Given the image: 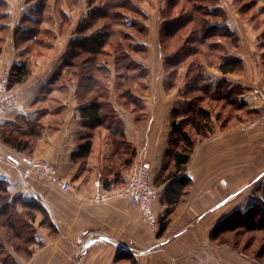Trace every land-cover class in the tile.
<instances>
[{
	"label": "crops",
	"instance_id": "obj_1",
	"mask_svg": "<svg viewBox=\"0 0 264 264\" xmlns=\"http://www.w3.org/2000/svg\"><path fill=\"white\" fill-rule=\"evenodd\" d=\"M40 1L4 0L2 11L0 8L5 18L0 23V74L7 69L15 72V67L22 63L28 69L25 81L16 82V72L12 77L16 107L0 114V179L7 182L13 197L36 203L33 231L40 243L33 245L30 258L22 257L5 244L4 251L9 255L6 259L13 264H124L132 259L140 264L235 262L236 253L213 245L210 237L225 217L248 211L263 197L264 126L223 128L224 124L212 115V131L205 136L195 135L198 141L187 165V184L179 203L169 205L164 192L174 179L163 182V178L173 166L169 151L173 148L174 112L182 110V105L188 109L190 104V97L184 94L190 69L183 62L170 65L167 58L175 53L207 51L241 59L243 68L237 72L223 73L218 63L212 66L203 61L199 70L211 85L212 94L218 88L230 91L236 110L243 111L249 119L258 116V91L264 89V31L258 32L253 20L245 17L251 1L214 0L210 19L206 17L208 25L226 27L229 34L210 35L189 52L191 46L184 45L188 39L176 49L169 50L172 43L168 41L166 48L161 47L162 28L178 18L161 13L167 9L166 0L162 11H156L161 16H156L155 24L141 21L147 28L146 34L138 27L135 30L131 20L132 30L138 32L132 34L135 45L126 53L133 66L125 65L121 72L114 73L115 61L111 67L107 64L110 74L103 79L99 90L103 93L96 101L101 106L100 124L82 115V106L92 99L86 100L79 94V79L72 63L82 51L70 47L71 40L77 37L78 25L94 6L82 5L83 0L77 6L47 0L38 14ZM136 20L140 21H133ZM140 34L145 41H140ZM188 37L189 34L185 36ZM137 45L145 49L137 50ZM141 53L147 57L143 59L138 55ZM158 53L162 54L160 62ZM164 53L170 54L165 57ZM203 84L198 83L197 91ZM226 97L227 100L212 96L207 99L227 103ZM200 104L212 113L206 102ZM187 109L179 111L176 122L186 121ZM33 128L40 131L36 137L30 136ZM186 131L194 134L187 128ZM10 134V141L30 137L33 144L28 150L18 151L4 140ZM87 141L91 143L90 151L81 158L80 146ZM21 154L52 162L59 177L71 182L70 191L64 192L35 175L26 177V165L17 166L7 157ZM137 159L152 164L154 183L162 187V195L154 204L158 215L170 211L168 228L160 237L149 229L140 211L132 208L127 199L90 201L98 191L119 190ZM17 207L23 209L21 204ZM209 246L223 251L225 259L213 254L207 257Z\"/></svg>",
	"mask_w": 264,
	"mask_h": 264
},
{
	"label": "trees",
	"instance_id": "obj_2",
	"mask_svg": "<svg viewBox=\"0 0 264 264\" xmlns=\"http://www.w3.org/2000/svg\"><path fill=\"white\" fill-rule=\"evenodd\" d=\"M89 1L90 6H93L97 0ZM184 1L185 4H183ZM46 2L47 0L40 1L38 14L44 8ZM66 2L68 4L73 3L70 2V0H66ZM194 2L195 0H170L169 5L167 6V13L169 14L173 8H177L180 5L181 10H184L187 7L190 8L191 3L192 8H196L195 5H193L195 4ZM4 4V0H0L1 11ZM102 4V6L92 8L88 17L80 22L77 27L78 37L72 39L70 42V47L72 49H79L82 51L72 63L74 74L79 79V94L82 98H87L86 100H89L88 98L92 99L90 104L82 106L81 112L83 116L91 118L93 121L97 122V124H100L102 118L100 111L101 106L96 101L103 93L99 91L102 88L103 79L107 78L110 74L106 63V57L109 54L107 53L106 47L110 44L111 38L118 37L120 40L117 41L116 45L123 53H126L129 45H127L125 40H131L133 37L132 35L118 36L115 27L119 24L125 25L122 19L123 11L128 10L129 12H135L137 14L142 13L141 10L133 5L131 0H102ZM204 8L205 7H200L201 10H204ZM121 10L123 11L121 12ZM188 10L184 12L187 13ZM184 12L183 16L185 17H183V20L178 17L174 19V21L166 23L162 28L161 36L164 46L165 39L169 44L170 42L173 43L178 34L181 35L186 30H189L188 27L194 20L188 16L189 14L186 15ZM1 19L4 20L5 18H3L2 13L0 12V23H2ZM132 23L134 26L140 27L141 32L146 34L147 28L141 21L136 20L132 21ZM202 26V29H200V36L196 35L194 29L193 36L190 35L187 39L196 43H204L206 38L210 35L219 34L226 36L229 34L226 27H211L208 23L205 25V22H202ZM35 31L37 32L38 30ZM198 33L199 31H197V34ZM144 47L145 46L137 45L135 48L143 51V49H145ZM177 48H179V45ZM188 48V52L195 50L194 47ZM190 54L192 53L186 55L175 53L173 56L169 57L171 59L167 58V63L177 66L186 59L187 55L189 56ZM173 57L174 60H172ZM200 68L201 67L199 66H196V69L189 68V84L184 93L186 97H190V104L185 111L186 116L188 114L189 117H187L186 121L182 123L176 122L175 119L180 112H174L175 119L172 123L174 128L173 148L169 151L170 158L173 159V166L169 173L163 178V182L174 179V181L166 187L164 192L165 202L171 206L179 203L182 194L181 191L187 184L185 172L198 141L195 135L205 136L208 135V132L212 131V113L200 104L202 101V95L207 98L209 93H212L211 85L206 81L204 74L199 70ZM242 68V60L232 56H223L219 63V69L223 73L240 71ZM15 72L16 82H23L28 77V69L25 63L17 65L15 67ZM200 81L204 82V86L197 91L199 88L198 83ZM187 124L190 125L194 134L186 131ZM39 133L40 131L38 128H33L30 131V136L36 137ZM11 136L12 135L10 134L7 138H4V140L6 143L13 145L18 151L28 150L33 144L30 137L26 138L27 140L17 137L15 140L10 141ZM90 148V141L85 142L80 146L78 156L81 158L86 157ZM18 204L22 205V210L18 209ZM36 208V203L27 202L20 196L13 197L9 191L7 182L0 179V250H3L6 244L24 258H30L32 256L34 251L31 246L34 244L40 245V243H37L34 235L29 236V233L34 230L33 223L36 220ZM169 214L170 211L165 214V217L161 218V228L158 233L159 237L162 236L168 228ZM44 223L45 222L43 221V224ZM212 239L220 244L228 243L229 245L234 246V249L243 244V248L245 246L252 248L257 244V239H260L263 242H260V247L255 254L259 257H256V259H259V263L264 264V194L262 198H259L254 202L248 211H236L225 217L212 234ZM3 240L5 241L3 242Z\"/></svg>",
	"mask_w": 264,
	"mask_h": 264
},
{
	"label": "rangeland",
	"instance_id": "obj_3",
	"mask_svg": "<svg viewBox=\"0 0 264 264\" xmlns=\"http://www.w3.org/2000/svg\"><path fill=\"white\" fill-rule=\"evenodd\" d=\"M60 1L66 3V0H60ZM131 1L133 2V5L136 7H137L136 2L139 4L141 9L139 7H137V8L139 10L143 11L142 12L143 14L142 13L137 14L135 12L134 13L129 12L128 10H125V11L121 10V12L123 11L122 12V14H123L122 19H123L125 25L119 24L115 27V31L117 32L118 36H125V35H132V34L136 35L138 33L135 31V30H137L136 28L138 26H134L135 30H132V27L130 26L131 20L133 21L135 19H139L140 21L143 20L144 23L146 22L148 24H150V23L155 24L156 16H161V13H166L169 18L174 16V17H179L181 20H183V17H185V16H183V12L190 9V10H188L187 13L184 12L186 15L189 14L188 16L191 17L192 20H194V21H192L191 25L188 27L190 31L188 30V32H187V30H186L181 35L178 34L177 38L174 40V42L168 46V48H170L169 50H172L173 48L176 49L178 47V45H180V43L183 42V40L187 41V38H185V36H187L188 34H189V36L190 35L193 36L194 29L196 31V35H198V36L201 35L200 34L201 33L200 27L202 26L201 24H202V22H205V25H206V23H208V19H210L208 17V15L210 13V7L213 6V2H214V0H207V1L206 0H204V1L195 0V2H194L195 4H193V5H195L196 8H192V3H191L190 8L187 7L184 10H181V8H180L181 5H180L177 8H173V10H171V12H169V14H168L167 13L168 9H164V11H162V6H163V3L165 2L164 0H136V1L131 0ZM250 1H251V6L249 7L248 13L245 17L253 20L254 26L258 28L257 29L258 32L264 31V1H261V2H260V0H250ZM10 2H14V0H10ZM70 2H73L76 6L79 4V0H70ZM81 3H82V5H84V3H85V5H87L89 8L92 7V6H90L89 0H83ZM166 3L169 5L170 0H166ZM183 4H185V1L183 2ZM102 5H103L102 0H97L96 3L93 4L94 8H96L98 6H102ZM200 7H205V8H204V10H201ZM70 8H72V7H70ZM156 11H159V12L162 11V12L157 13ZM206 17H208V19ZM51 26H52V24H51ZM138 29L141 32L140 27H138ZM197 31H199L198 34H197ZM142 35L143 34H140V41H142V39L145 41V37H143ZM137 36H139V35H137ZM77 37H78V34H77ZM118 40H120L118 37L111 38L110 44H108L106 47L107 53H109L108 56L106 57V60H107L106 63L109 64V66L111 67V62L115 61L116 72H114V73L121 72L122 70L120 68H123V66H125V65L133 66V60H131L130 57H127V54L130 52H126L127 54L123 53L122 50L119 49L116 45ZM125 41H126L127 45H129V47L135 45V41H132L129 39H126ZM133 42H134V44H133ZM187 42L188 43L184 44V45H186L185 47H187V46L192 47L194 45V48H196V47L200 46L198 43H196L192 40H188ZM166 43L167 42L165 39V46H166ZM165 46H164V43L162 42V36H161V47L165 48ZM202 46L204 47V45H202ZM263 46H264V42H263ZM201 49H203V48H201ZM201 52H204V51L201 50ZM160 54L161 53H158V55H157V60L159 62L162 61V54H161V56H160ZM164 54H165V57H167L170 53H164ZM181 54L186 55L188 53H181ZM212 54L214 56H212ZM223 54H225V53H207V51H206V53H192L189 56L187 55L186 59L183 61L182 64L188 66V68H195V69H196V66L203 67L199 64L200 61H203L204 64L205 63L212 64V66L215 65L216 63H218V65H219L220 60L223 57L222 56ZM138 55L144 56V57H142L143 59L147 57L146 53H141ZM169 59H171V58H169ZM172 60H174V57L172 58ZM158 61H157V63H159ZM185 61H187V63ZM183 65H181V66L183 67ZM110 67H109V69H110ZM11 87H12V81H11ZM221 89L222 88H220V89L218 88L217 92H214L213 94L209 93L208 96L211 95L212 97L217 98L218 100L219 99L222 100V97H225L223 100H225V99L227 100L226 96H228L229 98H228V101H226L227 103L215 102V101H212V100H209V99L203 97V95L201 96L202 97L201 102H202V104H203V102H206V104L212 109V115H213L214 119L218 120L220 123L224 124L223 128L225 125L226 126H233V127L234 126H238V127L244 126L243 128H251V127L254 128V127L259 126V125L255 124V122L260 119L261 112L259 113L258 116L256 115L257 117L255 116L254 118L252 117L251 119L247 118L248 116L245 115L243 111L241 112V111L236 110L235 107H237V104H236V100L234 99V95L231 94L230 91L228 92L227 90H223V89L221 90ZM223 91H225V92H223ZM182 106H183L182 107L183 109L179 110L180 112H183L184 109H187V106L186 107L184 105H182ZM185 117H189L188 114ZM186 128L191 130V132H193L190 125H189V127L187 126ZM197 137H199V136H197ZM27 156H29L30 158L36 159V160L45 161V160L37 158L34 155H27ZM47 162L49 163V161H47ZM50 164H52L54 167H56L52 162ZM26 169H27V166H26ZM30 175H35V174L31 173L28 176H30ZM153 181H154V177H153ZM124 185L122 187H124ZM154 185L157 189L160 190V196H159V198H160L162 195V187L156 185L155 183H154ZM122 187L120 189H122ZM259 187L261 188L262 186L260 185ZM262 189H264V188L262 187ZM117 191H115V192H117ZM115 192H113V193H115ZM154 209H155V207H154ZM155 212L157 213L156 209H155ZM157 215H158V213H157ZM165 216L166 215L159 216L160 221H161V218L165 217ZM159 227L161 228V222H160ZM159 231H160V229H159ZM158 233L159 232H157V236H158ZM27 235H28V233H27ZM33 235H34V231H31L29 233V236H33ZM210 240L212 241L213 245H216L217 247H221L223 249V251L229 250V251H233L236 253V261L232 262V261L227 260V264H261V263H259L260 262L259 259H256V257L257 258H259V257L256 256V254H255V253H257V251L260 247V242H263L260 239H257V242H256L257 244H255L252 248H248L247 246H245L243 248V245H244L243 244L241 246H237L235 249H234V246L229 245L228 243L227 244L226 243L220 244V243L214 241V239H212V236L210 237ZM4 241L5 240H3V242ZM7 248L11 249L8 246H7ZM31 248L34 251V247L31 246ZM4 249L0 250V264H13L11 259L10 260L6 259L7 256H9V255H8V251L7 250L4 251ZM261 250H263V249H261ZM207 251L209 252L207 257H212V254H213V255H218L219 258H224L223 251L215 250L214 247H212V246L211 247L209 246V249ZM248 254H250V255H248ZM261 262H263V261H261ZM124 264H140V263L135 262V260L132 259L131 261L125 260Z\"/></svg>",
	"mask_w": 264,
	"mask_h": 264
},
{
	"label": "built area",
	"instance_id": "obj_4",
	"mask_svg": "<svg viewBox=\"0 0 264 264\" xmlns=\"http://www.w3.org/2000/svg\"><path fill=\"white\" fill-rule=\"evenodd\" d=\"M14 73L7 69L0 75V114L17 105V96L11 87ZM258 94L261 96V117L255 124L264 126V89H259ZM8 159L17 166L26 165L27 169L24 171L26 177L34 173L39 180L49 182L64 192H69L72 187L71 182L61 179L57 168L47 161H39L22 155H9ZM159 196L160 190L153 183L152 164L145 159H137L133 161L122 189L115 193L98 191L90 201L102 203L113 198H125L132 208L141 212L144 222L151 231L157 233L160 229V219L155 212L154 204Z\"/></svg>",
	"mask_w": 264,
	"mask_h": 264
},
{
	"label": "bare ground",
	"instance_id": "obj_5",
	"mask_svg": "<svg viewBox=\"0 0 264 264\" xmlns=\"http://www.w3.org/2000/svg\"><path fill=\"white\" fill-rule=\"evenodd\" d=\"M11 70V69H10ZM1 75V74H0ZM16 107V106H15ZM22 155V154H21ZM20 155V156H21ZM138 157H139V155H137ZM7 157H8V155H7ZM40 161V160H39ZM46 161V160H45ZM49 163H51V162H49ZM22 167V166H21ZM24 167V166H23ZM56 168V167H55ZM21 170V169H20ZM25 177V176H24ZM153 177H154V175H153ZM154 182V181H153ZM101 186V185H100ZM99 186V187H100ZM103 187V186H102ZM109 193V192H108ZM95 194V193H94ZM96 194H97V192H96ZM94 197V196H93ZM114 199V198H113ZM124 199V198H123ZM126 200V199H125ZM107 202V201H106ZM103 203V202H102ZM155 206V205H154ZM141 213V212H140ZM142 217V216H141ZM158 217H159V215H158ZM160 218V217H159ZM163 218V217H162ZM143 220V219H142ZM161 222V221H160ZM146 224V223H145ZM150 229V228H149ZM155 234V233H154ZM103 238V237H102ZM38 239V238H37ZM132 253V252H131ZM81 259V258H80Z\"/></svg>",
	"mask_w": 264,
	"mask_h": 264
}]
</instances>
